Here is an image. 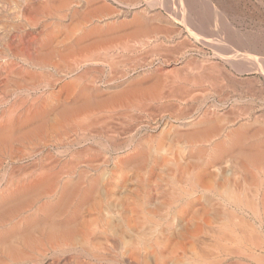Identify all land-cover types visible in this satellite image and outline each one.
Returning <instances> with one entry per match:
<instances>
[{
	"label": "bare ground",
	"instance_id": "1",
	"mask_svg": "<svg viewBox=\"0 0 264 264\" xmlns=\"http://www.w3.org/2000/svg\"><path fill=\"white\" fill-rule=\"evenodd\" d=\"M232 3L0 0V264H264V48Z\"/></svg>",
	"mask_w": 264,
	"mask_h": 264
},
{
	"label": "rangeland",
	"instance_id": "2",
	"mask_svg": "<svg viewBox=\"0 0 264 264\" xmlns=\"http://www.w3.org/2000/svg\"><path fill=\"white\" fill-rule=\"evenodd\" d=\"M226 1V2H225ZM235 1V4L234 3ZM238 1V2H237ZM241 1V2H240ZM246 1V2H245ZM258 1V2H257ZM224 0V4L221 0V3L224 6H227V3L229 2H233L230 6L231 8L234 10L235 13V28L237 27L236 30H239V34H241L242 32L244 33V35H250L251 36H255L254 38L256 39V42H260L259 45L261 46V48H264V38H262V36L264 37V0ZM260 1V2H259ZM226 4V5H225ZM257 4V5H255ZM254 5V6H253ZM235 6V7H233ZM257 6V7H256ZM259 6V7H258ZM262 6V7H261ZM248 7V8H247ZM229 8V6H228ZM257 8V10H256ZM262 8V9H261ZM239 9V10H238ZM238 11V12H237ZM244 11V12H243ZM260 11V12H259ZM243 14H242V13ZM251 12V13H250ZM262 12V13H261ZM248 14V15H246ZM252 14V15H251ZM239 16H241V18H239ZM249 17V18H248ZM256 17V18H255ZM239 18V19H238ZM247 18V19H246ZM254 19V20H253ZM257 19V20H256ZM260 21H259V20ZM256 20V21H255ZM258 21V22H257ZM253 22V23H252ZM239 23V24H238ZM253 28V29H252ZM263 28V29H262ZM242 29V30H241ZM241 30V31H240ZM245 30V32H244ZM247 30L249 31V33L247 32ZM252 31V32H251ZM241 32V33H240ZM247 32V33H246ZM263 34H262V33ZM246 35V36H247ZM257 37V38H256ZM262 41V42H261ZM255 43V42H254ZM256 44V43H255ZM204 50H206L204 48ZM210 51V47L209 49H207L206 54L209 55L210 53H208ZM254 74V75H253ZM247 76H259L257 73H248L246 74ZM245 76V75H244ZM234 187L237 188L238 187V182L234 183Z\"/></svg>",
	"mask_w": 264,
	"mask_h": 264
}]
</instances>
